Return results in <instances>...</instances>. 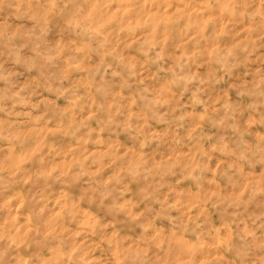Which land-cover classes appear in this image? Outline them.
Here are the masks:
<instances>
[{
	"label": "clouds",
	"instance_id": "1",
	"mask_svg": "<svg viewBox=\"0 0 264 264\" xmlns=\"http://www.w3.org/2000/svg\"><path fill=\"white\" fill-rule=\"evenodd\" d=\"M0 264H264V0H0Z\"/></svg>",
	"mask_w": 264,
	"mask_h": 264
}]
</instances>
